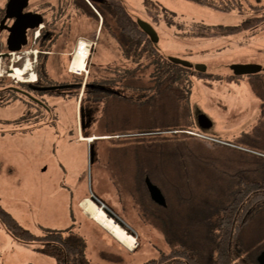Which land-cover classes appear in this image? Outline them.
<instances>
[{"label": "rangeland", "instance_id": "1", "mask_svg": "<svg viewBox=\"0 0 264 264\" xmlns=\"http://www.w3.org/2000/svg\"><path fill=\"white\" fill-rule=\"evenodd\" d=\"M206 1L222 7L229 3ZM5 2L0 0V11ZM74 2L29 0L28 9L44 17L39 33L50 32L54 44L50 47L45 41L40 46L35 35H30L22 49L26 55L14 54L8 60L0 57V206L35 236L54 230L64 237L82 239L91 264H142L180 245L196 254L200 264H213L210 259L221 208L232 199L241 179L264 177V162L239 156L224 145L229 141L226 134L231 131L237 136L239 121L250 120L255 113L251 109L239 114L254 94L246 80L234 77L226 82V77L232 76L229 67L254 64L264 69V24L228 36H216L212 28L237 24L254 15L248 5L264 9V0H239L240 7L227 14L187 0H120L133 18L153 27L160 53L204 65L212 76L200 79L190 73L182 85L177 82L185 95L189 90V96L187 103H179L176 113V105H166L164 100L158 111L154 109L165 123L171 116L179 119L176 132L130 137H121L116 130L126 125L143 128L150 122L145 112L153 106H138L137 110L135 103L155 92L153 66L142 60L134 78L114 74L116 68L135 65L123 61L117 44L100 32L101 18L95 10L98 20L76 9ZM4 42L0 34V54L6 50ZM79 42L87 49L90 46L86 71L81 75L67 70ZM47 51L55 55L47 56L46 73H42L45 56L39 52ZM25 65L30 68L27 79L39 78L42 73V85L49 80L81 82L74 97L45 95L52 114H38L31 131L24 130L29 124L23 117L26 108L36 114L35 108L27 105L24 97L1 91L17 86L9 69ZM85 81L115 89L128 100L101 94V99L93 101L97 94L87 96L82 88ZM80 108L90 110V118L81 119ZM199 114L206 116L212 127L201 128ZM161 117L157 125L162 124ZM237 142L238 138L233 143ZM149 172L166 195V209L154 207L143 190L141 176ZM88 201L114 216L112 220L135 239L133 250L92 220L86 209ZM240 240L245 245L264 241V210L241 231ZM40 247L38 242L16 240L0 221V264H55L53 258L40 253Z\"/></svg>", "mask_w": 264, "mask_h": 264}, {"label": "trees", "instance_id": "2", "mask_svg": "<svg viewBox=\"0 0 264 264\" xmlns=\"http://www.w3.org/2000/svg\"><path fill=\"white\" fill-rule=\"evenodd\" d=\"M187 1H193V3L200 6L210 5L217 11L226 14L240 7L239 0H237V2H235V0H228L230 4H224L221 2L223 7L217 6L216 4H208L206 3V0ZM87 2L101 18L100 32H105L117 44L121 51L123 61L135 65L134 68H116L113 71L114 74L120 73L119 78H134L138 69H140L143 65L142 60L149 61V64L153 66L151 78L156 81L155 92L145 101L135 103L137 110L140 108L138 106H144L147 108L153 106V109H146L147 112H145L147 113L150 122L147 126H143V128L137 127L134 129V127L126 125L120 126V128L116 131L120 133L119 135L121 137H130V135L133 134L151 135L152 133L161 131L176 132V121L179 119H176L175 117L172 118L171 116V119L169 117L170 120L168 123H165L164 119L161 116L156 115L155 112L161 108L160 106L162 105L163 100L166 105H168L169 102H173L174 106L176 105L174 107V113L177 112L181 101L185 103L188 102L189 90H187V95H185L186 93L183 92L181 87L179 89L178 86L180 84L182 85L183 81L188 79L189 75H191L190 70L170 63L167 57L160 53L157 47L158 45L153 44L149 38L141 32L136 24L135 18H133L132 15L125 9L120 0H87ZM87 2L85 0H75V8L88 17H93L98 20V17L92 12V9ZM248 9L252 11L254 15L242 19L237 22V24L226 26L218 25L213 27L212 30L214 34L216 36L236 35L261 27L264 24V9L251 4L248 5ZM260 11L262 13L258 15L257 13ZM42 69L43 73L46 69V56ZM119 70H121V72H119ZM42 73L40 72L39 78H42ZM193 73V75H196L200 79L212 78V76L208 73L199 74L194 71ZM44 75L46 74H43V76ZM239 78L246 80L253 94L258 98L263 99L264 69H262L259 73ZM234 79L233 75L226 77V82H231ZM177 82H180L178 86ZM152 89L153 88H151V90H147L152 91ZM137 90L139 89L137 88ZM142 90L143 89H140V91ZM103 95H108L112 99L116 98L114 95L110 94ZM97 97H99V95H97ZM145 113H142V121ZM158 117L162 118L161 122L163 121L160 125H157V123H160L158 121ZM164 117L168 119V116ZM145 176L148 177L154 184L157 185V183L153 181L152 172L141 176L140 181L143 190L148 196L143 183ZM259 187L260 186L258 184L254 183L240 184L232 199L221 208L220 217L217 219V242H215L212 249L210 259L211 263L258 264L257 257L264 250V241L257 244L248 243L245 245L240 240V233L259 215V213H261V211L264 210V196L260 195V192H258L257 189H259ZM261 187H264V184ZM160 190L165 197L167 207L166 195L161 188ZM151 204L157 209H166L156 206L153 202H151ZM0 221L5 229L16 240L26 243L38 242L41 245L38 249L40 253L53 258L55 260V264H91L85 256V243L80 238L64 237L61 232L54 230H48L41 236H35L20 226L11 214L1 207ZM142 264H200V262L196 254H194L187 247L180 245L173 247L169 253L161 254L158 258L151 259Z\"/></svg>", "mask_w": 264, "mask_h": 264}, {"label": "flooded vegetation", "instance_id": "3", "mask_svg": "<svg viewBox=\"0 0 264 264\" xmlns=\"http://www.w3.org/2000/svg\"><path fill=\"white\" fill-rule=\"evenodd\" d=\"M163 1L167 2V0H163ZM7 2H8V0H6L4 8L0 11V22L5 16V7H6ZM191 3H193V1H191ZM159 4L161 5V7L163 8L164 11L167 10L169 12V10L167 9L166 6L162 5V3H159ZM28 6H29V0H28L27 7L24 9V12H31V13L40 14L42 16V18H44L42 13H39V11H36V10L28 9ZM13 22H14L13 19L6 20L4 22V25H3L4 27L2 28V30H0V34L4 35V39H5L4 47L6 49L5 51H3L0 54V57L2 59H5V60H8V57L10 56L8 54L7 46H6V40L8 37V32L5 29V27H10L13 24ZM36 31H39V30L38 29L28 30L26 32L27 44H28L29 36L30 35H36L35 34ZM49 33L50 32H48L47 30L41 32V34L38 32L39 35H38V38L36 39V41L38 43H40L39 44L40 46L45 41H47V43H50V47L54 44L52 41L53 39ZM192 36H193V34H192ZM39 53L41 55L46 56V59H47L48 58L47 56L50 54V51L39 52ZM18 54H20V52ZM21 54H22V56L26 55L25 53H21ZM52 54H55V53H52ZM88 55H89V50H88ZM22 56H20L17 59L20 60L22 58ZM86 62H87V59H86ZM9 70H10L9 76L11 78L17 79V81H16V82H18V83H16L17 86L6 87L4 89H1V91H3L4 94H5V91H8L7 95L14 94V95H18L21 98L24 97L27 101L25 103H27V105H29L30 107L35 108L36 114H32V112H30L31 109L29 110V108H26L27 109L26 114L23 117L24 122L27 125L29 124V127L27 126L24 128V130H26V131H31L29 129H32V124H35L36 120L34 121V119L37 117L38 114H40V115L43 113L48 114V115L52 114L50 108L48 107V105L46 103L47 101L44 100L45 95L49 96V98H51V97H55V98H59V97L67 98L68 97V98H70V97L76 96L78 94L77 92L80 90V87H81V82L68 84L66 81L49 80L50 82H53V83H49L47 81L48 84L45 83L44 85H42V83H41L42 78H36L34 81L35 77L30 76V79H27V76H25L26 71L30 70V68H28L27 65H25L22 69L21 68L20 69L12 68ZM85 71H86V66H85V70L82 71V73ZM16 72H20V74L17 75ZM70 72L72 73L71 70H70ZM190 72L193 74V70H190ZM79 74H81V73H79ZM44 78H45V76H44ZM236 80L239 81V80H243V79L238 78ZM82 88L85 90V93H88L87 94L88 97L90 96V94H97V95L110 94V95H114L116 98L121 99V101H127L128 100L122 93L117 92L115 89H107L106 86H104L103 84H100V83H94V82L90 83V82L85 81L83 83ZM53 94H57V95L53 96ZM252 98H248L247 101L245 102L246 104L242 105L240 107V109H242V112H239V114H244L247 110L250 111L251 109L252 110L254 109L255 110L254 115L251 117L250 120L248 119L249 122L245 118L243 120H240L238 123L239 128L237 129V136H234V134L236 132L231 135V131H229L226 134L229 137L227 139L229 141H226L225 142L226 144H224V145L231 148L233 151L237 152L239 156H244V157H247V156L252 157L253 156L257 161L264 162V155H261L262 153H260V152H264V97H263V99H261V98H258L257 96L254 95V96H252ZM99 99H101V98L97 97V98H94L93 101H98ZM18 101H21V99H18ZM39 109L42 110V112ZM240 109H238V110H240ZM79 114H80L81 119L90 118V116H89L90 110H86L85 108H80ZM210 127H212V125ZM210 127H208V128H210ZM249 136H251V137H249ZM237 138H238V142L236 145L233 142ZM249 138L251 139V141L249 142V145H251L252 147L251 146L248 147L249 145H246V140ZM143 183H144V179H143ZM151 183L154 184L152 181H151ZM247 183L258 184L260 187L257 190H258V192H260V195L264 196V187H261L264 184V177L262 175L259 176L258 178L248 179V180L241 179L239 181V185L240 184H247ZM154 185H156V184H154ZM239 185H238V187H239ZM158 189L160 190L159 187H158ZM161 194H162V192H161ZM163 197H164V195H163Z\"/></svg>", "mask_w": 264, "mask_h": 264}, {"label": "water", "instance_id": "4", "mask_svg": "<svg viewBox=\"0 0 264 264\" xmlns=\"http://www.w3.org/2000/svg\"><path fill=\"white\" fill-rule=\"evenodd\" d=\"M28 5V0H8L5 7V16L0 22V30L4 27V22L9 19H13L14 22L10 27H5L8 32L6 40L7 51L10 53L19 52L27 44L26 32L28 30H36L43 25V18L40 14L24 12V9ZM138 28L143 34H145L153 44L158 43V35L153 27L145 21L135 19ZM168 61L173 65L183 67L185 69L193 70L196 73L204 74L206 67L204 65L191 64L186 60H182L174 57H167ZM230 71L234 77H246L262 70V67L254 64H233L230 67ZM198 125L206 129L211 126L210 120L203 114L197 116ZM144 185L150 200L161 208L166 207L165 199L161 194V191L157 186L151 183L148 177L144 178ZM96 201L94 198H92ZM104 214L112 219L114 216L104 209L99 207ZM258 264H264V250L257 257Z\"/></svg>", "mask_w": 264, "mask_h": 264}, {"label": "bare ground", "instance_id": "5", "mask_svg": "<svg viewBox=\"0 0 264 264\" xmlns=\"http://www.w3.org/2000/svg\"><path fill=\"white\" fill-rule=\"evenodd\" d=\"M87 55V45L83 42H79L75 52L73 53V59L69 67L72 73L79 74L85 70ZM16 73L17 75L20 74V72ZM87 204V213L92 220L107 230L113 238L125 248L133 250L136 245L135 239L122 230V228H120L112 219L108 218L104 212L99 209V206L97 207L91 201H88Z\"/></svg>", "mask_w": 264, "mask_h": 264}, {"label": "crops", "instance_id": "6", "mask_svg": "<svg viewBox=\"0 0 264 264\" xmlns=\"http://www.w3.org/2000/svg\"><path fill=\"white\" fill-rule=\"evenodd\" d=\"M57 54H59V53H56V55H57ZM49 55H55V54L50 53ZM49 55H48V57H49ZM60 55H61V54H60Z\"/></svg>", "mask_w": 264, "mask_h": 264}]
</instances>
